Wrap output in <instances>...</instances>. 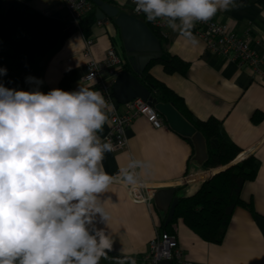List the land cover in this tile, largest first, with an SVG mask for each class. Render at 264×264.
<instances>
[{"label":"crops","instance_id":"1","mask_svg":"<svg viewBox=\"0 0 264 264\" xmlns=\"http://www.w3.org/2000/svg\"><path fill=\"white\" fill-rule=\"evenodd\" d=\"M104 1L132 14L129 0ZM235 2L236 7L218 11L212 19L238 34L248 30L260 41L255 49L264 51V0ZM158 30L164 41L161 46L189 67L185 74L168 73L161 63L150 61L147 72L180 97L190 115L222 123L241 149L228 164L250 155L260 161L256 176L245 181L240 190L241 199L251 202L254 212L236 206L219 243L201 239L178 219L174 231L182 257L192 264H264V82L250 67L213 54L197 36L198 43L193 45L166 23ZM88 37L95 59H101L110 46L126 59L120 31L111 18L94 21ZM84 48L81 26L78 29L70 22L60 0H0V67L7 69L0 82L5 87L31 90L36 85L27 83L26 77L32 76L43 81L39 87L45 93L55 88L77 90L85 72ZM82 86L99 91L94 83L84 81ZM116 106L119 110L123 107ZM164 123L153 128L143 117L135 118L124 131L125 147L105 153L103 167L114 180L101 199L110 216L105 231L114 240L113 252L133 257L147 252L169 207L164 195L154 197L159 189L174 187L173 196L190 195L204 179L220 171L221 166L204 169L192 161V143ZM107 133L106 123L99 133L102 141ZM131 160L149 165L136 169L147 183L144 191L151 195L149 203L133 199L118 179ZM100 264H108L107 259Z\"/></svg>","mask_w":264,"mask_h":264},{"label":"clouds","instance_id":"2","mask_svg":"<svg viewBox=\"0 0 264 264\" xmlns=\"http://www.w3.org/2000/svg\"><path fill=\"white\" fill-rule=\"evenodd\" d=\"M133 3L147 21L163 20L193 45L197 22L237 6L235 0ZM84 80L77 90L47 93L32 76L26 82L36 87L27 91L0 82V264H100L113 251L101 194L114 180L103 167L114 146L99 135L113 106ZM147 167L131 160L121 169L123 181L137 185L136 169ZM115 264L136 260L117 256Z\"/></svg>","mask_w":264,"mask_h":264},{"label":"trees","instance_id":"3","mask_svg":"<svg viewBox=\"0 0 264 264\" xmlns=\"http://www.w3.org/2000/svg\"><path fill=\"white\" fill-rule=\"evenodd\" d=\"M94 7V4H92V10L80 20L81 30L85 37L90 35V26L96 21ZM139 18L151 29L160 45L163 44L164 41L160 31L152 27L150 22L144 19L143 16H139ZM161 52L166 54L169 59H154L150 63H161L168 73H186L189 67L188 62L178 56L170 55L162 46ZM147 67L136 74L124 59L123 69L134 73L138 80L152 91V95L157 102L171 103L202 134L207 152L206 160L201 165L202 168L223 166L232 161L241 149L228 136L222 123L216 118L211 117L200 120L190 115L182 99L165 84L154 79L147 72ZM257 119L258 117L255 116L254 120ZM259 164V159L254 155H250L204 179L192 194L178 197L172 218L168 221L162 219L159 229L175 234L174 224L178 219H181L201 239L207 242L219 243L223 239L231 214L236 206H245L248 210L254 212L252 203L241 199L240 190L245 181L252 180L256 176ZM117 256L124 255L110 252L107 258L108 264H115V257ZM129 257L134 258L136 264H148L142 259V255Z\"/></svg>","mask_w":264,"mask_h":264},{"label":"built area","instance_id":"4","mask_svg":"<svg viewBox=\"0 0 264 264\" xmlns=\"http://www.w3.org/2000/svg\"><path fill=\"white\" fill-rule=\"evenodd\" d=\"M67 11L70 22L80 29L81 18L92 10L90 0H60ZM131 13L136 16H143V13L135 11L133 0L128 2ZM151 26L159 29L165 24L163 20L150 22ZM193 35L199 37L204 42L206 48L213 54L229 58L239 65H246L253 73L264 82V51H258L254 45L259 44V40H254L248 30L241 34L235 33L227 27L213 19L207 22H197L193 28ZM92 39L85 37V48L82 53L83 66L85 69L83 78L85 82L94 83L102 92L107 103L113 106V110L108 112V133L105 139H110L114 150H121L125 147L124 131L130 123L138 117H143L153 128H160L165 125L162 116L152 104L142 98H133L122 104L119 110L118 103L113 97L111 86L120 72L123 70L124 59L114 46L106 49L101 59H95L90 52ZM129 189L133 199L149 203L151 195L146 194L147 183L139 178L137 185H129L118 177ZM142 259L148 264H157L160 260H169L171 264H192L182 257L175 234L166 231H158L149 241V248L142 255Z\"/></svg>","mask_w":264,"mask_h":264},{"label":"water","instance_id":"5","mask_svg":"<svg viewBox=\"0 0 264 264\" xmlns=\"http://www.w3.org/2000/svg\"><path fill=\"white\" fill-rule=\"evenodd\" d=\"M91 1L96 5L94 11L96 20L107 21L111 18L114 24L117 25L126 60L134 73L138 74L142 72L148 63L154 59H169L166 54L161 52L160 42L143 20L119 10L104 0ZM134 73L126 69L120 72L111 86L113 97L119 104H124L133 98H142L152 104L172 130L192 143L194 148L192 161L198 165H202L207 157L206 144L202 134L171 103L157 102L156 98L152 95V91L141 83ZM231 164L221 166L218 170L224 169ZM174 191V187L159 189L154 195L155 198L158 195L166 197L167 206L169 207L164 214L165 221L172 218L177 204L178 197L173 196ZM157 264H171V262L169 260H160Z\"/></svg>","mask_w":264,"mask_h":264}]
</instances>
